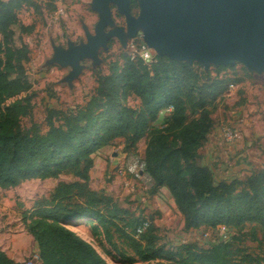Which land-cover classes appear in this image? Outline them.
I'll list each match as a JSON object with an SVG mask.
<instances>
[{"label":"trees","instance_id":"16d2710c","mask_svg":"<svg viewBox=\"0 0 264 264\" xmlns=\"http://www.w3.org/2000/svg\"><path fill=\"white\" fill-rule=\"evenodd\" d=\"M21 4L22 0H0V30L11 39L33 29L18 18ZM136 5L131 0V7ZM26 53L24 43L6 51L0 45V187L61 174L78 178L59 182L52 203L30 215L27 229L37 242L41 264H110L68 226L86 218L98 220L106 241L127 264H264V255L239 254L236 233L208 246L185 241L167 247L159 243L152 219L132 215L88 185L94 153L120 137L124 151L133 154L137 143L147 138L142 160L144 174L152 181L150 194L167 188L184 216L185 229L236 230L246 224L264 229V165L243 178L227 180L218 179L211 167L199 161L215 127L213 109L230 79L211 78L199 87L191 64L157 57L149 67L139 57H127L120 71L115 68L100 79L84 106L63 112V124L50 119L47 132L32 134L18 130L26 99L6 104L30 87L23 65ZM125 94L137 96L140 106L122 105ZM146 219L149 225L138 234ZM115 233L132 252L118 246ZM0 264L23 263L0 248Z\"/></svg>","mask_w":264,"mask_h":264},{"label":"rangeland","instance_id":"374dc122","mask_svg":"<svg viewBox=\"0 0 264 264\" xmlns=\"http://www.w3.org/2000/svg\"><path fill=\"white\" fill-rule=\"evenodd\" d=\"M111 9L113 26L126 31L125 16L117 11L114 4ZM138 11L137 5L132 8L134 15ZM17 15L21 22L32 25V31L17 34L11 39L0 30V45L4 51L13 45H26L23 65L30 87L9 98L6 104L19 98L26 99L27 110L20 118L18 130L32 134L47 132L50 119L55 124H63V112L76 111L84 106L96 93L102 77L111 74L115 68L120 71L127 57L134 59L129 44L134 38L142 37L140 29L135 37H126L124 42L117 36L110 38L106 48L100 49L98 60H81L80 73L69 79L72 67L53 61L54 48L66 49L70 42H86L85 26L94 33L99 16L91 8V0H22ZM188 64L192 65L194 80L199 87L211 78L219 79L221 76L230 79L225 93L213 109L211 119L215 127L212 137L200 150V161L206 158L210 164L225 167L224 171H232L242 161L256 167L264 165V73L249 71L240 63L234 66L212 64L205 71L198 62ZM121 103L137 109L141 101L134 94H125ZM160 123L156 125L160 126ZM223 125L239 130V137L233 142L220 138L218 129ZM123 139L116 138L112 145L93 154L94 164L88 180L91 189L110 197L132 215L152 219L159 243L167 247L185 241L208 246L219 234L227 232L229 237L237 234L234 246L240 250V255H264V229L259 226L246 224L236 230H223L222 226L215 230L206 227L185 229L184 216L167 188L162 187L150 194V177L144 174L137 178L129 171L144 157L147 138L137 143L133 154L124 151ZM121 168H126L125 174L120 173ZM74 176L61 174L58 177L31 178L13 187H0V248L8 256L23 264L29 262L38 250L36 240L27 229L32 211L39 206L50 205L58 183L78 180ZM68 226L91 242L110 264H127L106 241L97 219L76 220ZM114 237L122 250L132 252L118 233ZM36 264H41L40 260Z\"/></svg>","mask_w":264,"mask_h":264},{"label":"water","instance_id":"95a60500","mask_svg":"<svg viewBox=\"0 0 264 264\" xmlns=\"http://www.w3.org/2000/svg\"><path fill=\"white\" fill-rule=\"evenodd\" d=\"M91 0L99 19L94 33L85 26L87 41L55 46L53 61L71 66L69 79L81 71L80 61L98 60L101 48L117 36L122 42L142 30V39L159 57L182 63L234 66L264 73V0ZM125 16L126 31L114 25L111 5ZM111 27V28H110ZM135 41L138 38H134Z\"/></svg>","mask_w":264,"mask_h":264},{"label":"built area","instance_id":"2783aa9c","mask_svg":"<svg viewBox=\"0 0 264 264\" xmlns=\"http://www.w3.org/2000/svg\"><path fill=\"white\" fill-rule=\"evenodd\" d=\"M132 57H139L143 60V62L148 65L149 67L157 61V57H159L148 45L146 42L141 38H138L137 41L132 40L129 44ZM171 110V107L167 108V112ZM239 130L236 128H232L229 125H223L221 128L218 129V136L227 142H233L239 137ZM120 173H126V168H121ZM131 174H134L137 178H142L144 175V161L140 160L138 163L135 164L133 168H129ZM133 190V189H132ZM150 220L146 219L143 223L138 227L137 233L140 234L143 232L147 226L149 225ZM222 229H226L222 226ZM221 229V231H223ZM229 238V234L224 232L219 234L215 239L217 240H226ZM40 260L39 251H35L32 255V258L29 260L27 264H36L37 261Z\"/></svg>","mask_w":264,"mask_h":264},{"label":"crops","instance_id":"0c3cea01","mask_svg":"<svg viewBox=\"0 0 264 264\" xmlns=\"http://www.w3.org/2000/svg\"><path fill=\"white\" fill-rule=\"evenodd\" d=\"M210 137H212V133L210 134ZM210 137H209V139H210ZM122 146H124V145H122ZM244 162L242 161V163L239 164V166H236L234 169H232V171H229V170L228 171H224L223 168H225V167L222 168V167H220V165L210 164V162H207L206 158H203V161H200L201 164L211 167L212 170L215 173V176L218 179H227V180H231V179H234V178H237V177L238 178H243L244 176L250 174L252 168L256 167V166L252 165V163H244ZM239 169L242 170V171L240 172ZM141 198L143 199V196H141Z\"/></svg>","mask_w":264,"mask_h":264},{"label":"bare ground","instance_id":"6f19581e","mask_svg":"<svg viewBox=\"0 0 264 264\" xmlns=\"http://www.w3.org/2000/svg\"><path fill=\"white\" fill-rule=\"evenodd\" d=\"M81 222V221H80Z\"/></svg>","mask_w":264,"mask_h":264}]
</instances>
